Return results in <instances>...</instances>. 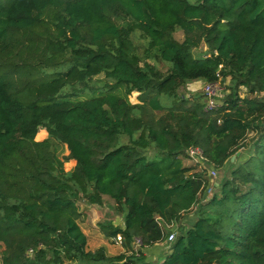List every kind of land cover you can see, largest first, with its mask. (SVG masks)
<instances>
[{
	"label": "trees",
	"instance_id": "16d2710c",
	"mask_svg": "<svg viewBox=\"0 0 264 264\" xmlns=\"http://www.w3.org/2000/svg\"><path fill=\"white\" fill-rule=\"evenodd\" d=\"M100 74L112 82L90 86ZM228 78L214 109L181 92ZM262 93L264 0H0L1 263L154 264L142 249L168 242L160 264H264ZM193 146L229 174L186 164ZM105 196L116 255L89 249L80 221L79 202Z\"/></svg>",
	"mask_w": 264,
	"mask_h": 264
},
{
	"label": "rangeland",
	"instance_id": "374dc122",
	"mask_svg": "<svg viewBox=\"0 0 264 264\" xmlns=\"http://www.w3.org/2000/svg\"><path fill=\"white\" fill-rule=\"evenodd\" d=\"M3 3H7L9 0H1ZM175 37L182 41L184 39V32L182 30H177L174 33ZM139 42H136L138 52L140 54L143 53L144 47L146 45V40H143L142 37H139ZM207 47L202 43V46L198 50H206ZM161 67L164 69H167V65L162 64ZM108 82H112V80H109L106 78L104 74H100L96 77H94L93 80L89 82L90 86H93L95 88H100L107 84ZM230 78H228L226 81H221L218 83V87L216 88V97L218 101L220 99H223L224 97L228 96L230 93ZM206 84L203 81H195L192 83H189L185 88L181 87V92L186 94L187 96L195 93H204ZM246 89L242 88L240 94L245 95ZM261 97H264V93L260 95ZM130 99L133 103L140 102L141 96L139 92H133L130 95ZM40 134L36 136L37 140H43L48 137L47 131L42 128L40 129ZM54 146L56 147V152L58 153V156L64 161V168L66 170H71L76 165V160L72 158H67L69 156L70 151L68 150L67 146L59 141L52 140ZM244 151V150H243ZM246 151V150H245ZM236 160V159H235ZM186 164L188 165H194V163H197L195 159L189 158L185 160ZM203 167L207 169L208 176L210 177V171L211 167L208 165V163H204ZM210 170V171H209ZM218 175L215 176V178L210 177L211 183L219 182L221 181L226 175L229 174V171L223 169H219ZM216 192V188L213 187L211 191H208V194L210 197L212 194ZM81 211H83L82 218L80 219L81 225L83 227V230L89 235L88 240V246L89 249H97L100 246H105L107 249V253L109 255H116L121 253L125 250L123 242L116 243L113 239H108V237L104 236L101 229L99 228L100 223H108L110 221H113L115 223H123V219L121 214L116 210L115 202L112 198L105 196L104 203L102 205H89L85 202H79ZM192 217H190L186 222H184V225H190L192 222ZM0 264L1 261H0ZM157 264V263H155Z\"/></svg>",
	"mask_w": 264,
	"mask_h": 264
},
{
	"label": "built area",
	"instance_id": "2783aa9c",
	"mask_svg": "<svg viewBox=\"0 0 264 264\" xmlns=\"http://www.w3.org/2000/svg\"><path fill=\"white\" fill-rule=\"evenodd\" d=\"M206 86H205V90H204V93L206 94L207 96V105H206V108L207 109H214L218 106V99H217V95H216V88L218 87V82H215V83H205ZM188 154H189V157L192 158V159H195L197 161L198 164L200 165H204V163L207 162L206 160V157L203 153V150L200 148V147H190L189 150H188ZM210 171V170H209ZM218 170L216 168H211V171H210V177L211 178H215V176L218 175ZM213 189V187L209 188L208 191H211ZM176 235L175 233H171L169 235V239L168 241L171 242L175 239ZM113 240L116 242V243H121L123 242V237L121 234L117 235L116 237L113 238ZM168 243V242H167ZM135 250H137L138 248H140L141 246V240L140 239H136L135 241Z\"/></svg>",
	"mask_w": 264,
	"mask_h": 264
},
{
	"label": "crops",
	"instance_id": "0c3cea01",
	"mask_svg": "<svg viewBox=\"0 0 264 264\" xmlns=\"http://www.w3.org/2000/svg\"><path fill=\"white\" fill-rule=\"evenodd\" d=\"M168 248H169L168 243H157L153 246L144 247L142 251L146 256L147 262L160 264L164 260L165 254L168 252ZM134 249H135V245H134Z\"/></svg>",
	"mask_w": 264,
	"mask_h": 264
},
{
	"label": "water",
	"instance_id": "95a60500",
	"mask_svg": "<svg viewBox=\"0 0 264 264\" xmlns=\"http://www.w3.org/2000/svg\"><path fill=\"white\" fill-rule=\"evenodd\" d=\"M239 154H240V152L237 153V155H239ZM237 155H233V156L231 157V160H232V161H235Z\"/></svg>",
	"mask_w": 264,
	"mask_h": 264
}]
</instances>
